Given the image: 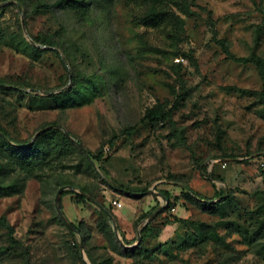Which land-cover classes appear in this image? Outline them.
Segmentation results:
<instances>
[{
	"label": "rangeland",
	"instance_id": "374dc122",
	"mask_svg": "<svg viewBox=\"0 0 264 264\" xmlns=\"http://www.w3.org/2000/svg\"><path fill=\"white\" fill-rule=\"evenodd\" d=\"M57 1L0 0V136L71 141L0 140V264H264V0Z\"/></svg>",
	"mask_w": 264,
	"mask_h": 264
},
{
	"label": "trees",
	"instance_id": "16d2710c",
	"mask_svg": "<svg viewBox=\"0 0 264 264\" xmlns=\"http://www.w3.org/2000/svg\"><path fill=\"white\" fill-rule=\"evenodd\" d=\"M171 3L178 8L181 11H185L187 8V1L185 0H171ZM76 1L75 0H59L57 1L54 5H44L42 7V9L44 10H51V9H68V8H72L73 6H75ZM158 18V14H155L154 16H152L151 19V23H153L154 19ZM163 18L162 16L160 17V19ZM235 62L237 63H241V64H251V63H255L256 65L259 66L263 78H264V60L258 58L257 56L253 55L251 57L248 58H238V59H234ZM73 91L67 92L65 95H57L55 96L54 100L59 102L62 101L66 102L68 100H72L73 102H76V99L71 98L72 97V93ZM66 98V100L64 99ZM68 99V100H67ZM65 103V104H66ZM64 104V103H63ZM165 118V113L162 109H152L150 111L147 112L145 119L148 121H156V120H161ZM0 133L2 134L3 131L0 130ZM43 134L40 136V138L31 146H20V145H12L9 143V141L6 139V135H2L0 136V140H1V144L7 148V150L11 153V155L17 160L18 164L20 165H27V164H31V159L33 158L34 160H36V157L32 156L33 154H40L43 155L44 154V150L42 148L41 142L44 138H47L51 135H57L59 137V142L60 144H58L57 149L59 151H62L64 149V146L66 144H70L71 141L68 137L67 134H65L64 132L58 131V130H53V131H48V132H42ZM115 141L111 142V145H114ZM80 144V143H78ZM89 153V152H88ZM91 155V153H89ZM30 156L31 159H30ZM100 157H97L96 160H100ZM38 163V162H37ZM37 163L34 165L36 166ZM4 173V168L0 165V177L2 176V174ZM17 188L16 186L13 185H9V186H4L0 183V196L1 195H10L13 194L15 192H17ZM167 200H168V195L167 193L162 192L161 193ZM187 199H190L189 196L186 195ZM200 198V196H199ZM230 225V223L228 224ZM0 228L4 229L7 232L8 235V239H9V243L12 246H20L19 241H17L15 239V231L14 228L9 224L8 220L6 217H0ZM198 232H199V237L193 239V241L196 243V241L198 240H205L209 235L214 236V231L211 228H207L205 225L203 224H198L196 226ZM151 227L145 228L143 231V235L145 238H147L149 236V234H151Z\"/></svg>",
	"mask_w": 264,
	"mask_h": 264
},
{
	"label": "water",
	"instance_id": "95a60500",
	"mask_svg": "<svg viewBox=\"0 0 264 264\" xmlns=\"http://www.w3.org/2000/svg\"><path fill=\"white\" fill-rule=\"evenodd\" d=\"M78 146L80 147V149H82L83 151H85L84 148H83V146H82L81 144H78ZM63 190H64V189H61V190L59 191L58 196H57V201L60 199V196H61V193H62ZM162 196H163V195H162ZM92 202H93V203H96L95 200H92ZM96 204L98 205V203H96ZM62 219L64 220L65 224H66V225H67L72 231H76L75 227H73L72 225H70L69 222L67 221V219H66L64 216H62Z\"/></svg>",
	"mask_w": 264,
	"mask_h": 264
}]
</instances>
